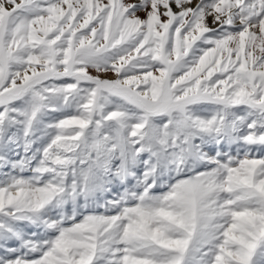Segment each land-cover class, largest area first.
<instances>
[{
	"label": "snow or ice",
	"instance_id": "1",
	"mask_svg": "<svg viewBox=\"0 0 264 264\" xmlns=\"http://www.w3.org/2000/svg\"><path fill=\"white\" fill-rule=\"evenodd\" d=\"M0 264H264V0H0Z\"/></svg>",
	"mask_w": 264,
	"mask_h": 264
}]
</instances>
